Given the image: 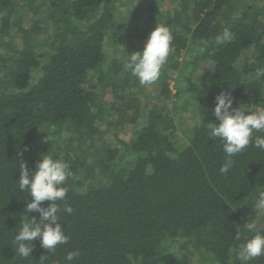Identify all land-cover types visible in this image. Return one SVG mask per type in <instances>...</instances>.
<instances>
[{"label":"trees","instance_id":"1","mask_svg":"<svg viewBox=\"0 0 264 264\" xmlns=\"http://www.w3.org/2000/svg\"><path fill=\"white\" fill-rule=\"evenodd\" d=\"M35 1L0 0V47L9 49L0 59V264H66L70 251L79 252L71 264H241L238 246L255 231L264 233V207L257 206L264 149L250 143L221 174L223 143L209 137L202 121L219 123L213 111L222 91L231 92L234 108L264 110V75H258L264 69V5L169 0L175 5L165 12L159 7L167 0H145L152 20L146 24L134 6L121 14L120 0H47L45 15L28 28L21 9ZM157 24L168 26L173 39L160 93L150 105L124 64ZM191 44L194 60L210 65L199 78L181 70ZM109 90L112 100L105 102ZM182 92L195 121L180 143L166 101ZM105 116L106 130L98 123ZM120 129L130 133L128 141L103 139ZM47 130L53 142H45ZM97 135L101 147L88 161L85 141L93 144ZM49 151L73 173L65 198L73 212L59 213L70 239L53 252L37 239L32 256L20 257L13 240L32 199L19 189L20 166L26 162L34 170ZM250 264H264V255Z\"/></svg>","mask_w":264,"mask_h":264},{"label":"clouds","instance_id":"2","mask_svg":"<svg viewBox=\"0 0 264 264\" xmlns=\"http://www.w3.org/2000/svg\"><path fill=\"white\" fill-rule=\"evenodd\" d=\"M173 36L168 26L157 24L151 31L141 51L133 52L124 64V69L135 76L141 85H152L160 76L170 51ZM220 42L219 40L217 41ZM258 75H264V69L258 70ZM234 98L229 91H222L215 97L213 115L219 123L209 119L202 121L209 132V137H218L223 143L225 162L220 167L221 174L229 172L233 166V157L241 153L251 143L254 147L264 149V110L250 107H233ZM48 131V130H47ZM45 137V142L54 140L51 132ZM19 189L26 191L32 199L27 204L26 215L19 225V231L14 236L13 246L20 257L32 256L33 241L39 239L43 248L55 251L58 245L67 244L70 237L65 233L60 222L61 211L71 214L73 208L65 198L69 191L67 180L73 175L70 165L62 157L57 158L50 151L42 154V159L30 170L27 163L20 166ZM49 201L47 207L42 202ZM58 201H65V207L60 208ZM258 207H264V192L259 194ZM39 212L40 217L29 216L28 213ZM249 230L256 226L248 224ZM236 239H240L237 233ZM79 255L78 251H70L65 257L66 264ZM264 255V233L255 231L251 238L238 246L236 257L241 264H250L252 260ZM44 257L41 258L43 260Z\"/></svg>","mask_w":264,"mask_h":264},{"label":"rangeland","instance_id":"3","mask_svg":"<svg viewBox=\"0 0 264 264\" xmlns=\"http://www.w3.org/2000/svg\"><path fill=\"white\" fill-rule=\"evenodd\" d=\"M253 1H256V3L261 2L262 5H264V0H246L247 3H251ZM121 4V9H120V13L124 14L127 11L129 12V8L134 6V11L136 12L135 14L140 18V21L146 24H149L152 20L151 17L149 15L148 10L146 9V3L145 0H120ZM47 0H36L33 5H31V7L29 6H25L22 7L21 12H22V18H23V25L25 27H30L32 25V21L34 18H38L39 16H44L46 13V10L48 9L47 6ZM174 3L172 1L167 0L164 4L162 3L159 7L160 11H171L174 7ZM132 9V10H133ZM264 10V7H263ZM132 15V14H130ZM49 30L51 31V29H53L52 25L48 26ZM155 28V27H154ZM194 43V42H193ZM192 43V44H193ZM190 46V48L184 52L183 54V59H182V64H181V70L187 71V73H189L190 76L194 77V78H199L201 77L203 74L207 73L210 70V65L206 62H204L202 59H195V55L197 54V50L194 47V45ZM9 49L7 48H3L0 47V59L1 57L8 52ZM187 60H188V64H187ZM191 61H195V65H196V70L195 72H191L189 70V63ZM165 66H162L161 69V73L159 76V79L152 85H141L139 84V86H136L135 90L136 93H138V95L140 96V98L142 100H144L147 104L153 105L158 98V95L160 93L161 90V85H160V80H161V75H163L165 73ZM190 71V72H188ZM123 76V75H121ZM172 76L176 77L177 79V70H172ZM252 80H247V84H248V89H252L253 85H251ZM171 88L173 90V92L176 91V87L174 85V82L171 81ZM253 91V90H252ZM112 100V92L109 90L106 95H105V102H110ZM166 105L168 106V108H170V110L172 112H174L176 114V118H177V123L179 126V130H178V140L181 142H183L186 139L187 136V125L188 123H194L195 119L193 118L194 115V109H191V103L189 102V99L186 95V93L182 92L181 96H178L176 98L173 99H169L166 101ZM190 108V109H189ZM112 118V117H111ZM110 120L109 117L105 116V119L100 120L99 125L102 129H107V122ZM115 128H113L114 130ZM112 131H108L106 132L105 136H104V140L107 143L110 144H115V143H119L121 142L120 140H124V141H128L130 139V133L126 130L120 129L118 131V135L116 136ZM117 130V129H116ZM120 139V140H118ZM101 138L100 135L98 137V135L96 136V142H94L93 144L90 142L89 139H86L85 141V146H88V161H92V159H94V155L93 153H95V151L101 147ZM65 142H60V147L64 145ZM84 146V147H85ZM82 150V149H81ZM81 150H78V153L80 154Z\"/></svg>","mask_w":264,"mask_h":264}]
</instances>
